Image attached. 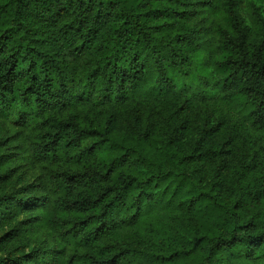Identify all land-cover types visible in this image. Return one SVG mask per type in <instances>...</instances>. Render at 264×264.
<instances>
[{
  "label": "trees",
  "instance_id": "trees-1",
  "mask_svg": "<svg viewBox=\"0 0 264 264\" xmlns=\"http://www.w3.org/2000/svg\"><path fill=\"white\" fill-rule=\"evenodd\" d=\"M242 3L0 0V264H264V0Z\"/></svg>",
  "mask_w": 264,
  "mask_h": 264
},
{
  "label": "rangeland",
  "instance_id": "rangeland-1",
  "mask_svg": "<svg viewBox=\"0 0 264 264\" xmlns=\"http://www.w3.org/2000/svg\"><path fill=\"white\" fill-rule=\"evenodd\" d=\"M245 1H248V0H242L243 3L241 5V13L243 14V16H244V10H245V4H244ZM263 15H264V11H263ZM2 151H4V150H2ZM4 152H6V151H4ZM23 174H24L23 175V179H24L25 183L32 182L34 180V177L36 176L34 172H32L30 169H28L26 167H23ZM17 186L18 185L16 184V181H15L14 177H11L9 182H8V189H13V188H15ZM24 218H25L24 215L19 214L18 215V219H16V223L21 222L22 220H24ZM9 229H10V227L8 228V226H5L3 229H1L0 230V237H2ZM24 238H29V242L31 243L32 246L40 245L41 242H43V241L48 242L49 247L54 246L56 244L55 241L51 242L48 237H46L45 235H42L41 233L37 236L38 239H35L36 237H34V236H30L29 237L26 234H23L22 236H19L18 239L14 240V244H15L14 247H22L23 248L25 246V244H27V242L25 241ZM143 238L148 239L149 236H143ZM145 247L146 246H143V248H145ZM10 248L12 249L13 247H10ZM162 249H164V247L157 246L153 250L156 253V252H159ZM24 250L28 251L29 248H24ZM163 251H161V252H163Z\"/></svg>",
  "mask_w": 264,
  "mask_h": 264
}]
</instances>
